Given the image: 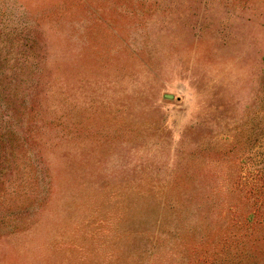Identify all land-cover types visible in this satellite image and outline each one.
Masks as SVG:
<instances>
[{"label": "rangeland", "instance_id": "rangeland-1", "mask_svg": "<svg viewBox=\"0 0 264 264\" xmlns=\"http://www.w3.org/2000/svg\"><path fill=\"white\" fill-rule=\"evenodd\" d=\"M0 264H264V0H0Z\"/></svg>", "mask_w": 264, "mask_h": 264}, {"label": "water", "instance_id": "water-1", "mask_svg": "<svg viewBox=\"0 0 264 264\" xmlns=\"http://www.w3.org/2000/svg\"><path fill=\"white\" fill-rule=\"evenodd\" d=\"M163 97L165 99H172L173 98V95H171V94H164Z\"/></svg>", "mask_w": 264, "mask_h": 264}]
</instances>
